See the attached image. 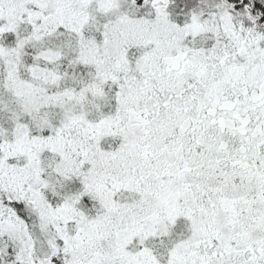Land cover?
<instances>
[{"label":"snow or ice","instance_id":"obj_1","mask_svg":"<svg viewBox=\"0 0 264 264\" xmlns=\"http://www.w3.org/2000/svg\"><path fill=\"white\" fill-rule=\"evenodd\" d=\"M0 264H264V0H0Z\"/></svg>","mask_w":264,"mask_h":264}]
</instances>
